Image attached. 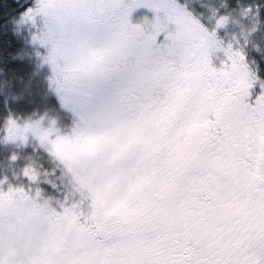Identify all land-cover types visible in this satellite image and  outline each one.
Returning <instances> with one entry per match:
<instances>
[{
    "label": "snow or ice",
    "instance_id": "obj_1",
    "mask_svg": "<svg viewBox=\"0 0 264 264\" xmlns=\"http://www.w3.org/2000/svg\"><path fill=\"white\" fill-rule=\"evenodd\" d=\"M0 153V264H264V0H2Z\"/></svg>",
    "mask_w": 264,
    "mask_h": 264
},
{
    "label": "trees",
    "instance_id": "obj_2",
    "mask_svg": "<svg viewBox=\"0 0 264 264\" xmlns=\"http://www.w3.org/2000/svg\"><path fill=\"white\" fill-rule=\"evenodd\" d=\"M0 2H2V0H0ZM10 2L14 3L15 0H10ZM2 155H3V153H0V159H2ZM5 163H7V162H5Z\"/></svg>",
    "mask_w": 264,
    "mask_h": 264
}]
</instances>
